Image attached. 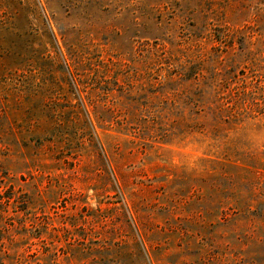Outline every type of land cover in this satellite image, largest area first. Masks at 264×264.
Instances as JSON below:
<instances>
[{"label": "rangeland", "instance_id": "rangeland-1", "mask_svg": "<svg viewBox=\"0 0 264 264\" xmlns=\"http://www.w3.org/2000/svg\"><path fill=\"white\" fill-rule=\"evenodd\" d=\"M0 264H264V0H0Z\"/></svg>", "mask_w": 264, "mask_h": 264}]
</instances>
